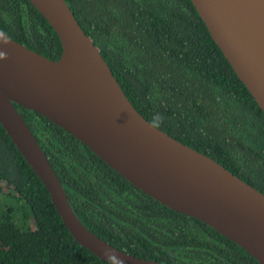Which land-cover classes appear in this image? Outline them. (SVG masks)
<instances>
[{"label": "trees", "instance_id": "trees-1", "mask_svg": "<svg viewBox=\"0 0 264 264\" xmlns=\"http://www.w3.org/2000/svg\"><path fill=\"white\" fill-rule=\"evenodd\" d=\"M132 105L264 193V113L190 0H65ZM0 28L50 58L58 37L29 0H0ZM71 209L92 232L168 264H259L202 220L134 186L42 114L13 102ZM0 264H109L66 229L0 124ZM113 264V263H111Z\"/></svg>", "mask_w": 264, "mask_h": 264}, {"label": "water", "instance_id": "water-1", "mask_svg": "<svg viewBox=\"0 0 264 264\" xmlns=\"http://www.w3.org/2000/svg\"><path fill=\"white\" fill-rule=\"evenodd\" d=\"M209 35L264 113V0H190ZM55 31L50 58L0 28V124L46 188L72 237L99 258L168 264L120 249L75 215L13 102L64 128L134 186L202 220L264 264V193L160 127L129 101L65 0H29ZM113 264H117L115 257Z\"/></svg>", "mask_w": 264, "mask_h": 264}, {"label": "clouds", "instance_id": "clouds-1", "mask_svg": "<svg viewBox=\"0 0 264 264\" xmlns=\"http://www.w3.org/2000/svg\"><path fill=\"white\" fill-rule=\"evenodd\" d=\"M162 120H163L162 116H160L159 114H156L152 119L151 127L152 128H158L160 126V124L162 123ZM104 255L107 257V261H109V264H111L114 257H115L117 264H123V261L119 260L115 256V254L111 251H105Z\"/></svg>", "mask_w": 264, "mask_h": 264}]
</instances>
